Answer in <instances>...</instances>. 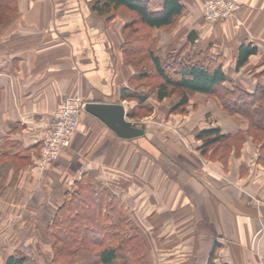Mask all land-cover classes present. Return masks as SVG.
<instances>
[{"label": "crops", "instance_id": "0c3cea01", "mask_svg": "<svg viewBox=\"0 0 264 264\" xmlns=\"http://www.w3.org/2000/svg\"><path fill=\"white\" fill-rule=\"evenodd\" d=\"M93 1L16 0L14 14L0 20V225L16 224L22 217L35 226L48 223L64 191L72 189L84 172L91 171L98 180L106 173L118 179L125 175L113 167L119 161L130 162L136 171L133 177L138 172L151 180L159 172L154 187L147 180L136 192L127 179L122 195L101 180L123 196L128 210H151L155 207L152 192L170 196L164 188L167 175L163 167L171 161L182 170L171 185L175 205L168 207L174 206L177 218H159L162 233L157 236L142 231L148 263L207 264L216 241L215 264H264V152L260 155V144L248 133L247 120L226 114L214 98L201 92L189 98L187 114H169L178 118L174 124L168 121L169 98L160 100L155 93L139 117L136 100L120 97V88L128 86L136 71L135 61L126 59L121 49L124 23L133 14L118 9L106 19L92 8ZM144 1L151 10L162 8L163 0ZM204 1L180 0L182 12L176 25L153 28L158 33V48L167 51L193 45L208 47L211 56L222 53L228 79L253 89L264 80V0H234L240 8L233 16L211 22L202 17ZM191 29L198 32L194 42L187 39ZM242 43H250L256 52L236 68ZM146 61L150 63L149 58ZM66 95H80L87 102L122 103L126 118L142 121L144 132L119 137L84 109L70 146L49 167L39 170L34 166L42 134L57 102ZM167 124L181 149L196 158L194 166L187 158L167 159ZM215 126L222 133L240 131L243 136L240 144L231 145L226 161L212 159V148L207 153L199 150L202 139L196 137L197 131ZM149 133L162 137L164 154L159 147L149 161L137 152L122 157L120 151L126 148L122 145L146 142ZM136 157L143 164L135 166ZM143 218L148 226L155 221L151 213ZM171 221L174 228L167 227Z\"/></svg>", "mask_w": 264, "mask_h": 264}, {"label": "trees", "instance_id": "16d2710c", "mask_svg": "<svg viewBox=\"0 0 264 264\" xmlns=\"http://www.w3.org/2000/svg\"><path fill=\"white\" fill-rule=\"evenodd\" d=\"M92 8L106 19L118 9L133 14L124 23L121 49L138 68L128 86L120 88L122 99H134L143 106L153 93L160 100L175 95L177 101L170 111L184 113L194 93H205L226 114L247 120L248 133L260 144V155L264 152V80L253 89L232 82L223 69V54L211 56L208 47L182 46L164 53L158 48L153 28L176 25L177 15L182 12L180 0H163L160 10H151L144 0H94ZM15 9L16 0H0V20L10 19ZM255 52L250 43H242L235 67L239 68ZM171 69L174 72L168 73ZM196 137L202 139L201 153L212 148L210 157L221 161L228 158L231 145L243 139L240 131L222 133L219 126L200 129ZM61 201L47 223L46 235L57 256L63 257L62 264H149L146 241L130 218L125 202L91 171L84 172L72 189L65 190ZM217 247L215 241L207 264H215ZM26 263L24 252L13 251L2 264Z\"/></svg>", "mask_w": 264, "mask_h": 264}, {"label": "rangeland", "instance_id": "374dc122", "mask_svg": "<svg viewBox=\"0 0 264 264\" xmlns=\"http://www.w3.org/2000/svg\"><path fill=\"white\" fill-rule=\"evenodd\" d=\"M155 37H158V33H153ZM174 49V48H173ZM170 49H167L169 52ZM178 50V49H177ZM161 53H164L161 50ZM138 66L136 65V69ZM168 73H173L174 69H171L170 71L167 70ZM176 76V75H174ZM175 96V95H174ZM171 96L169 97V100L167 99V115H168V121L171 124H174L175 121L177 122L178 118L172 117L169 114H178L180 112H171L170 107L173 103L172 99L177 98V96ZM187 110L184 113L181 114H187L190 111V108H188L187 105ZM135 111V110H134ZM132 114L134 112H131ZM146 113L145 109H142V106L137 105L136 107V114H138L139 117H142ZM157 118V117H156ZM152 120V119H151ZM138 124L143 123L142 121H138ZM155 126L158 128L157 123ZM170 126L167 124L168 131L166 133V154H167V159H175L176 157L179 158H187L190 161L191 165H195L196 158L193 157L188 151L181 149L182 144L177 141L175 138V133L170 131ZM78 128V127H77ZM166 128V129H167ZM165 129V130H166ZM150 139L148 141H141L140 144L137 145H130L129 143L124 144L121 146V148L125 147L124 149H121L120 153L122 157L124 155H130L131 153L133 154H139L141 155L146 161H149L152 158L153 155L157 154L159 152V147L162 149V153L164 152V141L159 139L158 134H152L149 133ZM164 154V153H163ZM130 158V156H129ZM137 159V164L135 166L143 164L142 159L136 157ZM153 163H157L156 161H153ZM147 162H144V165H146ZM142 165V166H144ZM118 168L119 171H122L125 175L122 177L119 175L116 179L115 177L109 176L107 173L102 175L100 177V181H107L112 187L116 188L117 191H119V195H122L124 192V186L128 183L127 179L129 180V184H132L135 187V192L136 189L139 190L140 187L143 186V184L147 183L145 176L143 177L141 174L135 173L134 177L133 172L131 170L130 162L129 161H119L116 165V162H114L113 167ZM156 168L158 165H156ZM162 166V165H161ZM179 165H175L174 162H169L167 161V167H163L166 170V177H167V186H164V188H167V192L170 194V196H160L158 192H152L151 193V201H153V205L155 207L151 208V210L148 209H143V208H134L133 210H128L130 218L134 220L135 224L141 229V231H150L151 236L153 237L152 234H155V236L159 235L162 233V224L159 222V218H164L166 216H170V219H176V211L173 209L174 206L171 208H168L169 206L175 205L176 199H175V191L171 189V185H173L174 180L176 181L178 179V174L181 173L182 170H179L178 168ZM148 167V164H147ZM152 170L155 168L154 166L150 165ZM161 167V168H162ZM162 168V169H163ZM158 170V168L156 169ZM159 174V172H157ZM158 174L153 175L150 181V185L154 187L155 182L153 180L158 179ZM128 177V178H127ZM133 177V178H132ZM151 178V177H150ZM132 180V181H131ZM157 181V180H156ZM174 186V185H173ZM163 188V189H164ZM166 192V193H167ZM122 200L123 196H119ZM175 199V202L173 203L172 201ZM172 211V212H171ZM175 211V212H174ZM187 211H190V207L187 208ZM171 212V213H170ZM148 213H151L152 218H154L155 221H151V224L149 226L146 224V219L143 217ZM25 218H21L19 222H16V224L13 223L9 224L5 227L0 225V264L3 263L5 258L11 254L13 251H22L26 254L27 256V263L26 264H62L63 257L62 256H57L55 250L52 248V241L48 238L46 235V227L47 223L43 225H32L29 224L30 219H25L28 221L24 220ZM50 220V219H49ZM47 222V221H46ZM165 222V221H164ZM163 223V221H162ZM175 223L171 221L170 225H166L168 228H174ZM189 226V225H188ZM150 229V230H149ZM35 234L34 240H32L33 235ZM148 234V233H147ZM37 237V239H35ZM150 238V236H149Z\"/></svg>", "mask_w": 264, "mask_h": 264}, {"label": "built area", "instance_id": "2783aa9c", "mask_svg": "<svg viewBox=\"0 0 264 264\" xmlns=\"http://www.w3.org/2000/svg\"><path fill=\"white\" fill-rule=\"evenodd\" d=\"M239 8L240 4L234 0H205L202 17L208 22L225 19L233 16ZM86 103L80 95H66L59 99L42 134L35 168L46 169L70 146Z\"/></svg>", "mask_w": 264, "mask_h": 264}, {"label": "water", "instance_id": "95a60500", "mask_svg": "<svg viewBox=\"0 0 264 264\" xmlns=\"http://www.w3.org/2000/svg\"><path fill=\"white\" fill-rule=\"evenodd\" d=\"M198 36L195 29L187 34V39L194 42ZM85 110L104 122L115 134L122 138H132L144 132V124L130 121L126 118L125 107L117 102H96L88 101Z\"/></svg>", "mask_w": 264, "mask_h": 264}]
</instances>
